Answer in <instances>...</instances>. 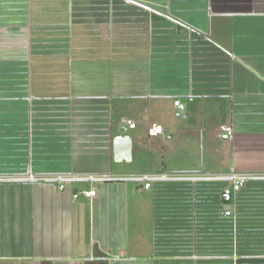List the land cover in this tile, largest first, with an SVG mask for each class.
I'll return each mask as SVG.
<instances>
[{
  "label": "crops",
  "instance_id": "1",
  "mask_svg": "<svg viewBox=\"0 0 264 264\" xmlns=\"http://www.w3.org/2000/svg\"><path fill=\"white\" fill-rule=\"evenodd\" d=\"M0 264H264V0H0Z\"/></svg>",
  "mask_w": 264,
  "mask_h": 264
},
{
  "label": "built area",
  "instance_id": "2",
  "mask_svg": "<svg viewBox=\"0 0 264 264\" xmlns=\"http://www.w3.org/2000/svg\"><path fill=\"white\" fill-rule=\"evenodd\" d=\"M190 101H192V99H190ZM174 106L175 108L180 112V113H184L186 111V106L180 101V100H176L174 102ZM122 126H123V130L125 132L131 131V130H135L137 128V123L129 118H126L123 120L122 122ZM147 134L150 138H164L166 140H172V136L166 135L165 130L162 126L159 125H154V126H150L147 128ZM219 138L223 141H231L233 140L234 137V128L232 125H223L220 126L219 128V134H218ZM174 176H170L167 174H147V175H143L140 177L135 178L137 181L143 182L144 183V188L146 190L150 189L152 187V184L154 182L157 181H165V180H170L173 179ZM221 178V177H220ZM249 176L246 175H240L237 173H232L226 177H224L223 179L229 180L230 181V186L227 187L224 190V195L229 197L231 196L233 193H237L239 192L245 185V182L249 179ZM27 180L30 181H36L39 180L36 176H34L33 174H29L28 177L26 178ZM74 179H81V180H88V181H97V180H102L103 177H98V176H87V177H73V176H63V175H57V176H53L50 178H42L40 180H47V181H54L57 182L59 184V188L60 190H64L65 189V183L67 181H71ZM80 195H83L87 198H92L96 195V192L94 190H90V191H83L81 193H77L74 195V198L77 199ZM225 215L227 217L232 216V212L231 211H226Z\"/></svg>",
  "mask_w": 264,
  "mask_h": 264
},
{
  "label": "water",
  "instance_id": "3",
  "mask_svg": "<svg viewBox=\"0 0 264 264\" xmlns=\"http://www.w3.org/2000/svg\"><path fill=\"white\" fill-rule=\"evenodd\" d=\"M114 153H115V160L121 161L123 160H130L133 153V141L132 138L128 135L126 136H119L114 139Z\"/></svg>",
  "mask_w": 264,
  "mask_h": 264
}]
</instances>
